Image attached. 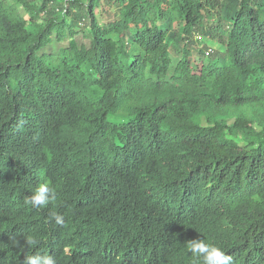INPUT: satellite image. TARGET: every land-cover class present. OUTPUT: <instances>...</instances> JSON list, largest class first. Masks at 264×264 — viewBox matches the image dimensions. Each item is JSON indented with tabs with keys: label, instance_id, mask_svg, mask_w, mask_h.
I'll list each match as a JSON object with an SVG mask.
<instances>
[{
	"label": "trees",
	"instance_id": "obj_1",
	"mask_svg": "<svg viewBox=\"0 0 264 264\" xmlns=\"http://www.w3.org/2000/svg\"><path fill=\"white\" fill-rule=\"evenodd\" d=\"M193 239L264 264V0H0V264Z\"/></svg>",
	"mask_w": 264,
	"mask_h": 264
},
{
	"label": "clouds",
	"instance_id": "obj_2",
	"mask_svg": "<svg viewBox=\"0 0 264 264\" xmlns=\"http://www.w3.org/2000/svg\"><path fill=\"white\" fill-rule=\"evenodd\" d=\"M56 195L55 189L48 182H42L25 198V204L37 208L45 206L54 201ZM52 218L57 224L63 222V217L60 215L54 214ZM27 243L35 244V240L28 237ZM185 247L195 258L196 264H230L231 262V257L221 247L205 242L204 239L189 240L185 243ZM25 264H56V260L51 255H42L28 257Z\"/></svg>",
	"mask_w": 264,
	"mask_h": 264
},
{
	"label": "rangeland",
	"instance_id": "obj_3",
	"mask_svg": "<svg viewBox=\"0 0 264 264\" xmlns=\"http://www.w3.org/2000/svg\"><path fill=\"white\" fill-rule=\"evenodd\" d=\"M78 26H79V28L82 26V24L80 23V24H78ZM79 37L80 36H77L76 35V39H79ZM69 39V37H65L61 42H62V44H65L66 42H67V40ZM58 43H60V42H58ZM57 43V44H58ZM53 44H55V42L53 43ZM207 44L208 45H211L213 48H215V45L213 44V42H210V41H207ZM195 51H196V49H195ZM195 51L193 52V56L195 57V58H197L198 57V54H195Z\"/></svg>",
	"mask_w": 264,
	"mask_h": 264
}]
</instances>
